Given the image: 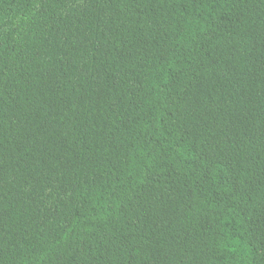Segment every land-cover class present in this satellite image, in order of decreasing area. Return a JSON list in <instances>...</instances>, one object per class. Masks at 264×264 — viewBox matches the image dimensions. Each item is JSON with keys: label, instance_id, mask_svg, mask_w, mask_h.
I'll list each match as a JSON object with an SVG mask.
<instances>
[{"label": "trees", "instance_id": "obj_1", "mask_svg": "<svg viewBox=\"0 0 264 264\" xmlns=\"http://www.w3.org/2000/svg\"><path fill=\"white\" fill-rule=\"evenodd\" d=\"M0 264H264V0H0Z\"/></svg>", "mask_w": 264, "mask_h": 264}]
</instances>
